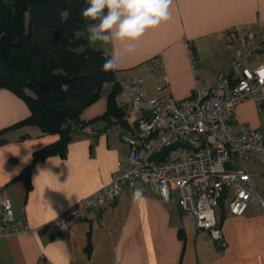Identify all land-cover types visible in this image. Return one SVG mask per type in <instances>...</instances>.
I'll return each mask as SVG.
<instances>
[{
    "label": "crops",
    "instance_id": "1",
    "mask_svg": "<svg viewBox=\"0 0 264 264\" xmlns=\"http://www.w3.org/2000/svg\"><path fill=\"white\" fill-rule=\"evenodd\" d=\"M170 10L171 18L147 30L115 71L117 81L143 76L151 97L180 101L192 96L196 74L185 39L194 42L198 78L215 84L219 73L248 47L246 31L264 25V0H173ZM234 27L237 40L227 34ZM101 49L113 53L111 44ZM157 66H162L161 74ZM260 66L264 52L249 62L251 69ZM120 107L125 111L120 122L135 125L139 114ZM107 108L105 96L81 116L92 120L94 135L76 129L66 154L36 159V152L59 135L35 126L8 129L31 112L23 98L0 88V196L10 199L15 215L32 228L0 236V264H264V212L257 205L235 215L229 200H223L217 211L224 240L219 246L207 230L194 225L175 196L165 200L149 187L134 197L125 186L114 203L74 220L60 237H52L50 223L109 184L129 151L112 129L120 117H101ZM233 122L264 135V101L261 106L251 99L237 105Z\"/></svg>",
    "mask_w": 264,
    "mask_h": 264
},
{
    "label": "built area",
    "instance_id": "2",
    "mask_svg": "<svg viewBox=\"0 0 264 264\" xmlns=\"http://www.w3.org/2000/svg\"><path fill=\"white\" fill-rule=\"evenodd\" d=\"M260 27L259 31H246L248 47L219 73L215 84L198 78L194 42L185 39L196 74L192 96L186 99L149 96L143 76L118 81L116 103L139 114L135 125H112L129 151L121 157L109 184L50 223L52 237H60L74 220L114 203L125 186L134 192L149 187L165 200L175 196L194 225L207 230L220 245L224 240L216 209L223 200H229L230 212L235 215L244 214L251 204L264 212V189L259 188L256 174L236 164V160H242L264 166V135L249 125L233 122L237 105L251 99L261 106L264 101V66L249 67L250 60L264 52V25ZM227 34L237 40L238 29L230 28ZM155 71L161 74L162 66ZM159 84L164 85L163 78H159ZM112 86L104 85L105 96ZM81 129L95 134L91 124ZM174 143L183 145L171 149L160 162L151 160L155 153ZM31 229L27 221L15 215L11 200L0 196V236Z\"/></svg>",
    "mask_w": 264,
    "mask_h": 264
},
{
    "label": "trees",
    "instance_id": "3",
    "mask_svg": "<svg viewBox=\"0 0 264 264\" xmlns=\"http://www.w3.org/2000/svg\"><path fill=\"white\" fill-rule=\"evenodd\" d=\"M85 7L87 0H0V88L23 98L31 112L8 129L35 126L59 135L36 159L66 154L71 133L91 124L81 116L105 97L107 83L113 86L101 117L115 115L120 122L125 115L115 101V71L101 70L111 55L87 46L92 22L82 16Z\"/></svg>",
    "mask_w": 264,
    "mask_h": 264
},
{
    "label": "clouds",
    "instance_id": "4",
    "mask_svg": "<svg viewBox=\"0 0 264 264\" xmlns=\"http://www.w3.org/2000/svg\"><path fill=\"white\" fill-rule=\"evenodd\" d=\"M173 0H87L82 10L86 21V38L92 42L111 44L113 53L106 59L101 70L116 71L121 57L136 50V42L152 28L171 18ZM141 190L137 189L134 197Z\"/></svg>",
    "mask_w": 264,
    "mask_h": 264
},
{
    "label": "rangeland",
    "instance_id": "5",
    "mask_svg": "<svg viewBox=\"0 0 264 264\" xmlns=\"http://www.w3.org/2000/svg\"><path fill=\"white\" fill-rule=\"evenodd\" d=\"M104 43L96 42L92 43L88 40L87 46L91 47L96 50H100ZM85 46L82 47L84 49ZM134 117V115H132ZM236 164L239 168H246L251 173L257 175V181L259 188L262 189L264 186V178L260 175L263 172L264 166L260 162H252V161H242V160H236ZM218 211V208L216 209Z\"/></svg>",
    "mask_w": 264,
    "mask_h": 264
},
{
    "label": "water",
    "instance_id": "6",
    "mask_svg": "<svg viewBox=\"0 0 264 264\" xmlns=\"http://www.w3.org/2000/svg\"><path fill=\"white\" fill-rule=\"evenodd\" d=\"M183 144L181 143H174L172 145H169V146H166L162 151L158 152V153H155L152 157H151V160H154V161H157V162H160L162 161L166 156H167V153L171 150V149H174L176 147H179Z\"/></svg>",
    "mask_w": 264,
    "mask_h": 264
}]
</instances>
